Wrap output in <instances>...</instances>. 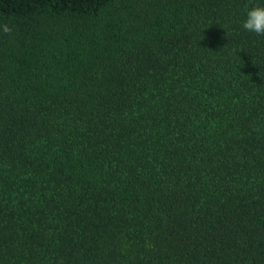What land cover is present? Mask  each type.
Instances as JSON below:
<instances>
[{
    "label": "trees",
    "instance_id": "trees-1",
    "mask_svg": "<svg viewBox=\"0 0 264 264\" xmlns=\"http://www.w3.org/2000/svg\"><path fill=\"white\" fill-rule=\"evenodd\" d=\"M264 0H0V264H264Z\"/></svg>",
    "mask_w": 264,
    "mask_h": 264
},
{
    "label": "clouds",
    "instance_id": "clouds-1",
    "mask_svg": "<svg viewBox=\"0 0 264 264\" xmlns=\"http://www.w3.org/2000/svg\"><path fill=\"white\" fill-rule=\"evenodd\" d=\"M246 19L242 23L245 31L264 36V4H253L251 7L245 6ZM0 29L5 34L12 32V27L7 23L0 25Z\"/></svg>",
    "mask_w": 264,
    "mask_h": 264
}]
</instances>
